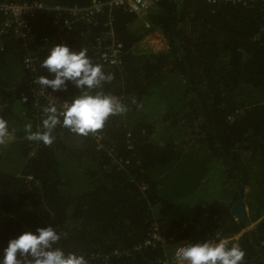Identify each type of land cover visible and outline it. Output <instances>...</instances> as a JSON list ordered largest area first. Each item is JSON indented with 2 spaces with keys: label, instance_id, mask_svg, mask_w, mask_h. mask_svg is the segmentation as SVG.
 <instances>
[{
  "label": "trees",
  "instance_id": "1",
  "mask_svg": "<svg viewBox=\"0 0 264 264\" xmlns=\"http://www.w3.org/2000/svg\"><path fill=\"white\" fill-rule=\"evenodd\" d=\"M150 14L167 50L137 52L144 33L133 26L134 14L118 9L115 34L127 51L119 68L98 62L90 47L109 30L107 16L97 28L81 24L59 36L51 28L54 14H45L32 21L25 41L3 38L0 256L12 238L51 224L61 235L58 246L88 264H104L107 257L109 264H163L162 246L136 248L154 224L175 247L216 231L233 236L256 223L241 237L243 264H264L263 13L260 7L212 6L206 0H162ZM56 44L86 49L112 76L93 94L115 96L125 108L100 130L115 159L131 161L125 169L118 170L114 158L97 148L92 134L80 136L58 124L51 144L27 138L45 131L49 107L37 105L33 79L51 78L42 62ZM27 56L35 61L31 68L24 63ZM44 88L62 100L80 94L72 84L67 91ZM3 132L13 139H4ZM241 201L248 210L244 221L232 214Z\"/></svg>",
  "mask_w": 264,
  "mask_h": 264
},
{
  "label": "clouds",
  "instance_id": "2",
  "mask_svg": "<svg viewBox=\"0 0 264 264\" xmlns=\"http://www.w3.org/2000/svg\"><path fill=\"white\" fill-rule=\"evenodd\" d=\"M42 67L51 76L39 77L37 83L42 87L59 92L67 91V86L72 84L80 94L64 106L59 116L56 107L46 108L45 131L31 133L27 137L29 140L51 144V132L58 124L80 136L95 134L104 128L111 116L125 111L117 97L100 91L93 94L103 82H110L112 76L103 71L102 65L91 61L86 49L75 51L66 44H56ZM2 128L3 122H0ZM60 240V233L51 224L24 231L9 240L0 256V264H88L82 255L65 253L58 246ZM244 257L239 246L228 247L223 240L188 243L176 250L178 264H243Z\"/></svg>",
  "mask_w": 264,
  "mask_h": 264
},
{
  "label": "built area",
  "instance_id": "3",
  "mask_svg": "<svg viewBox=\"0 0 264 264\" xmlns=\"http://www.w3.org/2000/svg\"><path fill=\"white\" fill-rule=\"evenodd\" d=\"M162 0H90L88 5H51L44 2H29L25 0H0V17L2 21L0 23V49L3 47V38L7 36L15 37L18 41H25L28 35L33 31V20L37 19L41 15H53L54 18L51 23L52 30H55L56 35L70 34L73 32L77 25L86 24L89 26L98 27L103 18L107 16V22L104 27L109 29L106 33L97 38L95 43H92L91 50L94 52L98 62L111 67L119 68L122 66L125 53V46L119 42L114 29V14L118 9L134 14L136 21L133 26L140 29L141 33H144L143 39L138 42L135 47L137 49L141 47V51H152L154 53H160L167 50V42L162 32L155 28L154 24L149 20L150 13L155 10L157 3ZM208 4L212 6L216 5H231L235 7H243L245 9H253L260 7L263 13L264 20V0H206ZM261 31L264 32V26H261ZM49 40V39H48ZM143 44V46H141ZM25 65L28 68L34 66V59L29 56L24 60ZM33 73H35L33 71ZM39 77H34L33 84L38 88H32L33 91H37L36 97L39 99L37 105L41 103L47 107L58 108V113L63 111L66 104L71 103L69 100H62L56 97L52 93L48 92L44 87L37 83ZM121 102V101H120ZM122 104V102H121ZM62 120V117H60ZM63 129H67L62 127ZM3 138L11 141L13 135L11 132H3ZM98 149H104L108 155L114 158L115 166L118 170L125 169L130 166L131 161L124 159H115L114 148L108 146L104 140V134L100 131L92 134ZM132 135H128L129 149L133 147L130 145ZM29 183L32 177L28 179ZM264 219V216H263ZM256 223H252L246 230L240 234L233 236H224L222 232L216 231L210 234L205 240L197 242L193 239L185 240L175 247H171L173 238L169 237L165 230L161 229L157 224L153 225L151 233L145 239L142 245H139L137 250L147 249V247H159L162 246L166 250V254L161 259L163 264H178L176 258V250L184 244L188 243H202L206 240L226 242L228 247L239 246L241 243V237L252 229ZM241 249V248H240ZM104 264H109L108 257L105 259Z\"/></svg>",
  "mask_w": 264,
  "mask_h": 264
},
{
  "label": "water",
  "instance_id": "4",
  "mask_svg": "<svg viewBox=\"0 0 264 264\" xmlns=\"http://www.w3.org/2000/svg\"><path fill=\"white\" fill-rule=\"evenodd\" d=\"M232 214L237 220L244 221L248 215V210L245 204L241 201L233 207Z\"/></svg>",
  "mask_w": 264,
  "mask_h": 264
},
{
  "label": "rangeland",
  "instance_id": "5",
  "mask_svg": "<svg viewBox=\"0 0 264 264\" xmlns=\"http://www.w3.org/2000/svg\"><path fill=\"white\" fill-rule=\"evenodd\" d=\"M141 46H143V44H141ZM137 52H140L141 51V47L139 46L137 49H136ZM70 144H73L75 145L76 144V141L73 139V141L70 143ZM211 189V188H210ZM222 188L220 187H217L216 188V193H219L221 191Z\"/></svg>",
  "mask_w": 264,
  "mask_h": 264
},
{
  "label": "flooded vegetation",
  "instance_id": "6",
  "mask_svg": "<svg viewBox=\"0 0 264 264\" xmlns=\"http://www.w3.org/2000/svg\"><path fill=\"white\" fill-rule=\"evenodd\" d=\"M250 226V225H249ZM248 228V227H247ZM246 230V229H245ZM244 231V230H243ZM240 234V233H239Z\"/></svg>",
  "mask_w": 264,
  "mask_h": 264
}]
</instances>
